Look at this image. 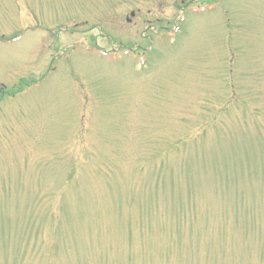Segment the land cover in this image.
<instances>
[{
    "label": "rangeland",
    "instance_id": "obj_1",
    "mask_svg": "<svg viewBox=\"0 0 264 264\" xmlns=\"http://www.w3.org/2000/svg\"><path fill=\"white\" fill-rule=\"evenodd\" d=\"M0 264H264V0H0Z\"/></svg>",
    "mask_w": 264,
    "mask_h": 264
},
{
    "label": "water",
    "instance_id": "obj_2",
    "mask_svg": "<svg viewBox=\"0 0 264 264\" xmlns=\"http://www.w3.org/2000/svg\"><path fill=\"white\" fill-rule=\"evenodd\" d=\"M133 15V13H131V16Z\"/></svg>",
    "mask_w": 264,
    "mask_h": 264
}]
</instances>
